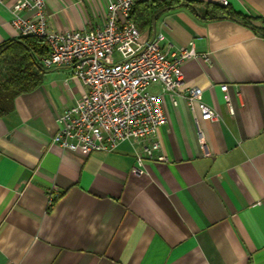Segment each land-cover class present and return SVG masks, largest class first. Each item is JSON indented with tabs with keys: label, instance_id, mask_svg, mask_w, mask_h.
Instances as JSON below:
<instances>
[{
	"label": "crops",
	"instance_id": "1",
	"mask_svg": "<svg viewBox=\"0 0 264 264\" xmlns=\"http://www.w3.org/2000/svg\"><path fill=\"white\" fill-rule=\"evenodd\" d=\"M193 1L139 31L141 40L161 33L164 50L192 42L197 53L164 93L169 119L156 139L165 160H146L135 174L129 141L91 153L52 143L57 116L84 90L68 66L44 67L40 85L0 117V264H264V36L233 18L203 19L207 2L220 0ZM12 2L0 0V42L20 36ZM225 5L261 26L264 0ZM45 13L59 31L106 16L104 0H45ZM190 86L217 114H197L198 126ZM52 192L63 195L47 211Z\"/></svg>",
	"mask_w": 264,
	"mask_h": 264
},
{
	"label": "built area",
	"instance_id": "2",
	"mask_svg": "<svg viewBox=\"0 0 264 264\" xmlns=\"http://www.w3.org/2000/svg\"><path fill=\"white\" fill-rule=\"evenodd\" d=\"M141 0H104L106 16L102 25L86 30H53L47 24L45 0H13L11 25L20 35L44 39L47 55L43 67L68 66L70 76L79 80L83 93L57 116L52 143L63 149L91 153L112 152L123 141L131 142L134 163L140 174L146 160H165L156 139L157 127L168 122L164 93L174 92L183 80L182 64L197 56L193 43L164 50L161 33L141 40L131 18ZM228 0H220L225 5ZM201 56L208 60L206 53ZM160 85L162 92L152 90ZM229 112H233L227 84L220 85ZM201 89L190 86L186 100L198 126L197 114L213 119L214 108L200 99ZM176 99H173V103ZM199 140L203 142L198 127ZM57 192H52L51 202Z\"/></svg>",
	"mask_w": 264,
	"mask_h": 264
},
{
	"label": "trees",
	"instance_id": "3",
	"mask_svg": "<svg viewBox=\"0 0 264 264\" xmlns=\"http://www.w3.org/2000/svg\"><path fill=\"white\" fill-rule=\"evenodd\" d=\"M197 3L193 0H141L135 3L131 18L138 30L150 26L152 20L162 11L179 6L191 9ZM203 19L233 18L256 29L264 36V19L261 26L251 23L250 16L234 11L228 5L216 1L207 2L201 10ZM48 47L43 38L34 35H20L16 39L0 42V117L14 109V99L17 95L35 89L40 85L45 68L40 59L47 55ZM63 195L57 192L46 210L50 211L54 202Z\"/></svg>",
	"mask_w": 264,
	"mask_h": 264
},
{
	"label": "rangeland",
	"instance_id": "4",
	"mask_svg": "<svg viewBox=\"0 0 264 264\" xmlns=\"http://www.w3.org/2000/svg\"><path fill=\"white\" fill-rule=\"evenodd\" d=\"M152 90H154V91L156 90V88H155V86H154V85L152 86Z\"/></svg>",
	"mask_w": 264,
	"mask_h": 264
}]
</instances>
